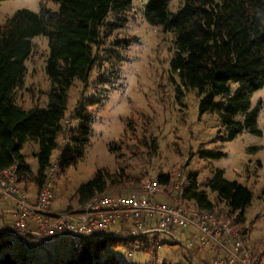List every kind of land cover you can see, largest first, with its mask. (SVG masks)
<instances>
[{"label":"trees","instance_id":"1","mask_svg":"<svg viewBox=\"0 0 264 264\" xmlns=\"http://www.w3.org/2000/svg\"><path fill=\"white\" fill-rule=\"evenodd\" d=\"M172 1L146 0L141 11L148 24L173 34L170 71L174 74L176 88L181 91L184 86L195 90L199 112L217 113L225 138L235 139L245 131L261 136L258 123L264 103L258 101L252 106L251 99L264 88V0H181L175 11L170 9ZM47 2L57 7L53 9ZM134 2L40 0L39 11L18 9L0 26V170L16 165L22 183L41 187L62 134H69L70 142L58 160V173L64 174L85 156L93 120L84 105L73 116L79 120L78 125L65 128L69 90L76 80L86 85L92 72L103 62L110 64L112 78L117 77V64L126 60L122 53L138 43L136 36L119 34L130 22ZM38 36L47 38L49 51L45 68L51 86L46 104L25 108L18 103L17 91L25 85L26 62ZM104 75L98 76L103 85L108 81ZM98 102L91 99L87 104ZM29 140L39 144L35 154L39 165L37 173L22 153ZM199 153L201 157L223 154L205 149ZM127 176L123 169L113 173L98 168L91 179L78 187L76 211L91 198L122 186ZM187 178L189 187L185 197L192 204L217 213L243 230L241 225L253 201L249 186L227 179L223 169H217L201 187L196 173H190ZM158 180L168 185L170 175L160 174ZM210 192L216 195V200L211 198ZM2 211L0 209V226L15 230L16 211L12 222ZM112 233L102 239L86 241L77 256L70 246L67 255L50 257L49 264H120L110 249L120 244H133L134 248L137 242L139 249L155 252L146 237L156 233L132 238H119ZM37 253L38 257H34L21 250L15 244L14 235L0 229V264H44L38 248ZM42 253L49 254L47 250ZM190 259L188 252L186 262H182L191 264Z\"/></svg>","mask_w":264,"mask_h":264},{"label":"rangeland","instance_id":"2","mask_svg":"<svg viewBox=\"0 0 264 264\" xmlns=\"http://www.w3.org/2000/svg\"><path fill=\"white\" fill-rule=\"evenodd\" d=\"M145 1L135 0L130 22L119 33L121 36H136L138 43L122 53L126 60L117 64V77L112 78L110 64L103 62L92 72L86 85L76 80L69 90L68 110L63 121L65 128L78 125L79 120L73 116L85 105L86 112L93 120V130L85 156L68 167L64 174L58 173L57 168L52 172V202L48 211L51 213L54 208H61L58 212L78 209L76 191L93 177L98 168H106L113 173L123 169L128 175V181L109 190L110 193L139 191L150 177L158 178L166 173L170 175V182L165 186H174L179 180L187 179L190 173H196L201 187L217 169H223L227 179L237 180L253 191L252 205L247 209L241 228L249 231L254 253L261 254L264 259V109L258 123L261 136L245 131L235 139L225 138L217 113L199 112L195 90L184 86L181 91L176 88V81L172 77L174 74L170 71V60L174 54L173 34L145 21L141 11ZM47 3L53 9L57 7L55 3ZM180 3L181 0H173L170 9L175 11ZM22 8L39 11L40 0H1L0 26ZM48 51L47 38L36 37L33 52L26 62L25 85L17 91L18 103L25 108L47 102L51 86L45 68ZM102 73L108 80L104 85L98 81ZM91 99L99 102L88 105L87 101ZM258 101L264 103V88L253 95L252 106ZM58 142L52 163H58L70 142L69 134L59 136ZM201 149L223 154L201 157ZM38 151L39 144L32 140L22 148L34 173L39 168L35 156ZM49 171L50 168L46 173ZM23 184L29 186L33 193H38L37 185L30 182ZM210 196L216 200L214 193L210 192ZM35 230L38 231L37 228ZM112 230L126 231L120 226L107 231ZM4 231L11 233L9 229ZM38 236L30 237L36 239ZM146 239L155 252L139 249V242L134 248L133 244H120L110 251L117 255L120 264L186 262L187 249L174 244L167 235L156 233L148 235ZM49 243L47 248L38 245L40 260L44 264L51 262V258L42 253L49 250ZM63 245L70 248L68 244ZM130 251L132 256L129 255ZM193 254L199 257V264H207L211 257L210 253L198 249H194Z\"/></svg>","mask_w":264,"mask_h":264},{"label":"built area","instance_id":"3","mask_svg":"<svg viewBox=\"0 0 264 264\" xmlns=\"http://www.w3.org/2000/svg\"><path fill=\"white\" fill-rule=\"evenodd\" d=\"M49 168L34 201L29 199L16 165L0 170V197L16 211L15 230L10 232L16 246L34 257H38L39 244L47 248L53 240L70 245L77 256L86 241L102 239L111 232L108 229L120 226L126 231L112 233L119 238L167 235L190 252L192 264H199L194 249L211 254L207 264H264L263 256L252 249L248 230L238 229L185 197L188 178L165 186L157 177H150L139 191L105 193L91 198L80 210L50 213V176L57 163ZM32 222L38 231L30 229ZM31 235L39 236L33 239Z\"/></svg>","mask_w":264,"mask_h":264},{"label":"crops","instance_id":"4","mask_svg":"<svg viewBox=\"0 0 264 264\" xmlns=\"http://www.w3.org/2000/svg\"><path fill=\"white\" fill-rule=\"evenodd\" d=\"M25 190L26 193L29 197V199L31 201H34L36 199L37 196V192L33 193L32 191H30V187L29 186H25ZM0 208L3 209V211H5L4 213H6L8 216V221L12 222V220L15 218V214H14V209L13 207L9 204V202L6 199H1L0 202ZM54 208V210H52L53 212H58L59 210H61V208ZM35 223L32 222L31 225V229L35 230L36 227L34 225ZM113 231V230H112ZM49 252L47 251V254L49 257H53V256H57V257H64L65 255H67L69 253V248L65 245H63V242L59 241V240H53L49 243Z\"/></svg>","mask_w":264,"mask_h":264}]
</instances>
